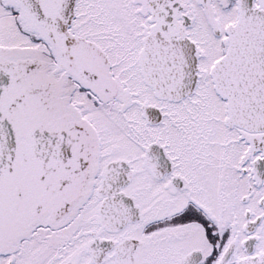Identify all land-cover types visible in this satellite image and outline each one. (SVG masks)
Instances as JSON below:
<instances>
[{
	"label": "snow or ice",
	"instance_id": "6c2138e0",
	"mask_svg": "<svg viewBox=\"0 0 264 264\" xmlns=\"http://www.w3.org/2000/svg\"><path fill=\"white\" fill-rule=\"evenodd\" d=\"M0 264H264V0H0Z\"/></svg>",
	"mask_w": 264,
	"mask_h": 264
}]
</instances>
